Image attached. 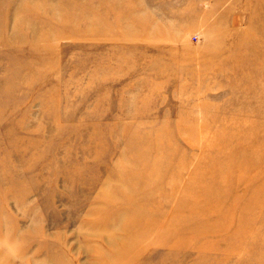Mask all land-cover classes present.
<instances>
[{"label": "rangeland", "instance_id": "1", "mask_svg": "<svg viewBox=\"0 0 264 264\" xmlns=\"http://www.w3.org/2000/svg\"><path fill=\"white\" fill-rule=\"evenodd\" d=\"M0 264H264V0H0Z\"/></svg>", "mask_w": 264, "mask_h": 264}]
</instances>
